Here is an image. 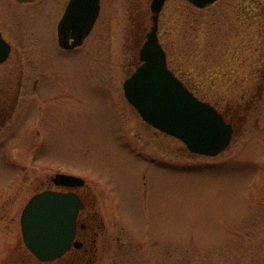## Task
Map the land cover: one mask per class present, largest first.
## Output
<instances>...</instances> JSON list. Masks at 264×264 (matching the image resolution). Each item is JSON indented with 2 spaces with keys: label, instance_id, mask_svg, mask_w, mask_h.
Segmentation results:
<instances>
[{
  "label": "rangeland",
  "instance_id": "1",
  "mask_svg": "<svg viewBox=\"0 0 264 264\" xmlns=\"http://www.w3.org/2000/svg\"><path fill=\"white\" fill-rule=\"evenodd\" d=\"M116 1L130 11L145 0ZM159 29L169 68L196 96L253 118L237 122L221 154L192 153L125 98L123 84L142 64L132 36L118 47L102 36L96 52L50 42L33 63L42 70L35 99L31 85L0 90L10 118L0 128V189L16 172L26 176L0 212V230L20 228L28 198L63 173L86 181L107 228L129 231L121 237L140 253L133 264H264V0H217L205 10L168 0ZM22 57L28 71L31 52Z\"/></svg>",
  "mask_w": 264,
  "mask_h": 264
},
{
  "label": "flooded vegetation",
  "instance_id": "2",
  "mask_svg": "<svg viewBox=\"0 0 264 264\" xmlns=\"http://www.w3.org/2000/svg\"><path fill=\"white\" fill-rule=\"evenodd\" d=\"M187 1L194 9L198 10H205L207 7L213 5L201 8L192 4L189 0ZM70 2L71 0H30L27 2L0 0V34L9 47L7 58L0 64V68H2L0 69V90L15 89L16 92V89H18V93L20 94L21 90L30 88L31 85L35 99L41 82L42 70H36L38 68L33 63L36 62L37 53L43 54L46 51H50V42L52 45L54 44L56 51L65 53L83 52L85 47H88V51L96 52L100 47V37H108L112 44L118 47V45L120 46L119 41L121 42L122 38L124 39L125 36L128 35L129 37L130 35L133 37L135 43V49H133L135 52L138 45L140 46L141 44L138 52L140 56L141 48L146 42L153 25L154 14L151 5L150 7L148 5L149 0L143 1L137 8L136 6L130 8V11H124L121 6L118 9L116 0H99L97 18L81 45L74 46L77 37L74 31L70 30L63 34V39L69 46L66 49L60 44L59 26L67 13ZM165 5L158 17V39L166 51L159 29ZM120 16H124L128 26H122ZM149 22L151 25L148 29ZM140 24L143 25L140 27ZM91 36L93 37L91 38ZM26 51L31 52V58L28 59V64H30L28 71L24 68L22 57V53ZM254 62L259 63V60ZM4 74H7V77ZM25 74H27L28 79L26 81ZM6 93L7 95L4 99L8 101L11 92L8 91ZM18 97L15 96L13 99H17L18 102ZM243 101H245V104L254 102L252 98H244ZM204 102L211 104L222 115L225 123L231 126L233 138L236 133L237 122L242 121L241 124H245L246 126L249 120L253 118L248 114L237 115L238 112L236 110L235 112L229 108L221 110L210 101ZM6 110L4 107H1L0 103V128L10 119L4 117ZM259 118L261 117L259 116ZM259 118H256L258 129L260 127ZM54 177H51V185L48 189L32 194L27 201L29 202L35 195L45 191L72 193L79 198L82 207L78 213L76 228L69 249L63 255L49 261L40 260L29 250L23 238L21 225V216L28 204L27 202L20 215V228H14L10 231L9 228H6L3 232L0 230V246H2L3 251L8 248L5 256L0 258V264H103V261L108 258L112 264H119L120 261H127L126 264H133L138 261V258L134 259L133 257L140 253L134 252L132 254L128 250V247L127 249L125 248L127 245L122 242L121 233H124L123 230L125 228H117L121 231L107 228V219L102 214L100 200L92 190H88L86 181L82 178L84 180L82 185L71 187L56 184ZM25 178V175L20 176L16 172L14 177L0 189V212L10 202V196L20 187V183ZM53 184L57 189H53ZM5 214L7 216L13 215L11 209H8ZM125 231L126 233L129 232L126 229ZM2 254L0 251V257Z\"/></svg>",
  "mask_w": 264,
  "mask_h": 264
},
{
  "label": "water",
  "instance_id": "3",
  "mask_svg": "<svg viewBox=\"0 0 264 264\" xmlns=\"http://www.w3.org/2000/svg\"><path fill=\"white\" fill-rule=\"evenodd\" d=\"M27 2L30 0H19ZM167 0H152L153 26L140 52L142 64L124 84L125 95L142 119L152 127L181 140L195 154L217 156L230 144L233 130L208 103L200 101L168 68L158 39V17ZM198 7L217 0H189ZM99 11V0H71L59 26L60 44L69 48L63 34L74 31V46L82 44ZM9 47L0 34V64ZM58 185L80 186L84 180L58 174ZM82 203L72 193L45 191L26 206L21 218L24 241L42 261L63 255L70 247Z\"/></svg>",
  "mask_w": 264,
  "mask_h": 264
},
{
  "label": "bare ground",
  "instance_id": "4",
  "mask_svg": "<svg viewBox=\"0 0 264 264\" xmlns=\"http://www.w3.org/2000/svg\"><path fill=\"white\" fill-rule=\"evenodd\" d=\"M156 130L160 132V130H158V129H156ZM161 133H163V134H164V132H161ZM232 141H233V136H232L231 142H230V144H229V146H228V147H230V145H231ZM228 147H227V148H228ZM227 148H226V149H227ZM226 149H225V150H226Z\"/></svg>",
  "mask_w": 264,
  "mask_h": 264
}]
</instances>
